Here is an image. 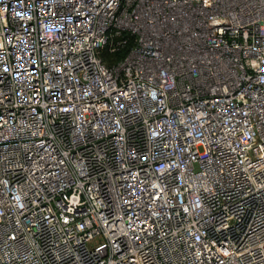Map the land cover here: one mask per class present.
Returning <instances> with one entry per match:
<instances>
[{
  "label": "built area",
  "instance_id": "2783aa9c",
  "mask_svg": "<svg viewBox=\"0 0 264 264\" xmlns=\"http://www.w3.org/2000/svg\"><path fill=\"white\" fill-rule=\"evenodd\" d=\"M0 264H264V0H0Z\"/></svg>",
  "mask_w": 264,
  "mask_h": 264
}]
</instances>
